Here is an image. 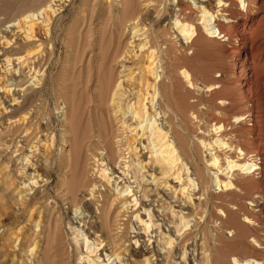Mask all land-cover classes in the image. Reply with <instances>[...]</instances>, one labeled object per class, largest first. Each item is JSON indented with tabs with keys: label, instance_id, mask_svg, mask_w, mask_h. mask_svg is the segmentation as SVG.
I'll list each match as a JSON object with an SVG mask.
<instances>
[{
	"label": "bare ground",
	"instance_id": "bare-ground-1",
	"mask_svg": "<svg viewBox=\"0 0 264 264\" xmlns=\"http://www.w3.org/2000/svg\"><path fill=\"white\" fill-rule=\"evenodd\" d=\"M68 1L39 0L0 18V81L10 87L2 95L0 87V151L13 154L0 165V191L10 197L1 199L5 215L17 217L7 213L9 203L30 213L27 220L35 219L44 240L54 217L63 220L59 209L45 205L60 166L58 195L85 215L72 223L75 249L65 246L61 264H216L210 237L218 253L227 235L252 234L264 215V0H175L176 11L166 15L174 19L172 33H160L161 54L139 24L147 11L160 18L159 1L131 7V37L101 94L109 132L86 146L72 189L65 187L70 152L54 155L57 135L43 126L42 109L52 15ZM209 49L227 66L197 68ZM60 100L62 143L68 144L69 107ZM43 207L47 213L36 221ZM247 237V248L262 259L227 252L230 264H264V244ZM6 240L0 252L21 243L19 236ZM41 245L31 242L28 264H43Z\"/></svg>",
	"mask_w": 264,
	"mask_h": 264
},
{
	"label": "rangeland",
	"instance_id": "rangeland-1",
	"mask_svg": "<svg viewBox=\"0 0 264 264\" xmlns=\"http://www.w3.org/2000/svg\"><path fill=\"white\" fill-rule=\"evenodd\" d=\"M38 1L39 0H0V18L6 20L9 17L12 18L16 13L15 11L22 9L25 6L28 7V5L29 7L31 5L36 6ZM69 1L63 6L60 12H57L56 16L52 15V39L49 43L47 42L48 46L46 45L48 49H52V55L50 56L51 64L48 72L49 82L47 83L43 94L44 97L42 98V109L45 116L43 126H45L47 130H50L51 128V130H54L57 135V147H55L57 150L54 149V155L56 154L58 156L60 151L67 153L70 152L71 161L65 187L72 189L80 170L79 159L80 157L85 156L86 146L93 141H97L100 137L103 139L104 136L107 135V132H109V122L103 112L102 105L100 104L102 97L101 94L106 79L110 74L113 61H118V56L125 48L128 39L131 37V31L127 24H129L130 20L132 21V19H135L133 17L136 14L133 12V8L141 10V7L139 6L142 4L143 0ZM158 1L159 3L157 7L160 11V18H154L156 14L152 15L153 12L147 11L146 13H148V15L144 16V14V18L141 17L143 21L139 22V24H143L141 26L146 25L145 27L148 29L151 38L150 40L152 42L151 46L154 49H157V52L161 54V49L158 48H162L160 33L165 34V30H167L165 31L167 33H172L169 29L171 28L170 23H173L174 20L172 19L173 17H168L166 15L168 13L173 14L177 8L175 0ZM39 29L40 34L46 38L42 26ZM155 35L159 36L160 39ZM207 51H205L207 54L202 52L199 55L201 61L200 58L197 59V68H201L202 70L205 69L203 72L207 73L206 70H209L211 66L216 67V65L219 66L220 64L221 66H227L226 61H221L220 63L218 60V53H215L214 49H209ZM209 61L211 63H209ZM2 72L3 71L0 72V79L2 78ZM0 84L2 95V93H4L3 90L5 89L6 91L10 89V87L6 86V84H3L2 86V81H0ZM60 98L66 100L69 107L68 120L70 125L67 127L68 144L62 143L63 136L61 133L62 130H64V127L62 125L61 111H58L56 107V103ZM62 100H60V103ZM11 103H8V105ZM0 109V112H2V107H0ZM49 118L52 119L51 125H47ZM1 124L2 122L0 123V128L3 129V125ZM5 152L1 153L0 151V165H2V160L4 158V162H7V158L13 155ZM6 154L8 157H5ZM45 156H42L40 160H43ZM50 157L51 156H49V158ZM11 169L15 170V167L11 166ZM59 172L60 166H58L52 173L51 184L46 189V194L47 197H49V200L45 205L48 204L49 207L52 205L59 209L63 220L57 222V216L54 217L52 226L47 231L44 240L43 237L41 239L40 236L36 235L38 230L35 228V219L27 220L31 217L30 213L19 212L17 208L15 209L12 203H9L10 210L7 211V213L9 212L12 215L16 214L17 217L8 218V216L5 215L4 209L1 207V201L9 202L10 197L9 194L2 196L0 191V244H3V240L6 238L7 243H9V241L10 243L14 242L17 236H19V241L21 240V243H15L16 245H20L18 248L14 249L13 247H9V249H6V252H0V264H28L31 252H28L27 250L31 242L40 241V244H42L41 246H43L44 254L43 264H61V261L64 258L63 254L65 246L67 245L66 248H69L70 246V251L75 249V233L72 223L80 222L85 215H80V212L76 215L73 210L69 209L67 203L58 195L57 176ZM20 185V180L15 181L13 188L18 189ZM30 195L34 196V192H30ZM44 207L39 210V214L36 216V221L39 217L41 218L42 216L43 219L45 216L41 212L47 213V208ZM259 222L261 226L254 228L255 230L252 234L249 231L248 234L242 232L233 238L227 235V243L225 244L226 248L225 250L219 249L218 253L215 252L217 251L215 248L217 247L216 245L218 242L215 241L213 237H210L208 250L211 255L216 258V260L214 259L215 262L217 261L216 264H223L225 260V264H230L228 261L229 259H225V256H223L227 252L243 259L254 258L261 260L262 256L260 254L247 248L250 241L247 237L249 235L259 238L264 244V215L260 217ZM46 225L48 226V224ZM8 235H10V237ZM29 239H31V241H29ZM68 242L70 244H67Z\"/></svg>",
	"mask_w": 264,
	"mask_h": 264
}]
</instances>
